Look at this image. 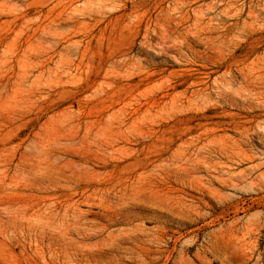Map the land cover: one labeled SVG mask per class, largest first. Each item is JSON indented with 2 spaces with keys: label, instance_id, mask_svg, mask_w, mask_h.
<instances>
[{
  "label": "rangeland",
  "instance_id": "1",
  "mask_svg": "<svg viewBox=\"0 0 264 264\" xmlns=\"http://www.w3.org/2000/svg\"><path fill=\"white\" fill-rule=\"evenodd\" d=\"M0 264H264V0H0Z\"/></svg>",
  "mask_w": 264,
  "mask_h": 264
}]
</instances>
